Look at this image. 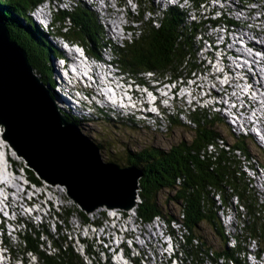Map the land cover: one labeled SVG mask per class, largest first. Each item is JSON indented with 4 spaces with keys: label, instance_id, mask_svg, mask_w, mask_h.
<instances>
[{
    "label": "trees",
    "instance_id": "1",
    "mask_svg": "<svg viewBox=\"0 0 264 264\" xmlns=\"http://www.w3.org/2000/svg\"><path fill=\"white\" fill-rule=\"evenodd\" d=\"M46 1L0 0V19L7 25L12 38L25 51L33 72L39 76L43 85L50 87L49 92L55 97L52 68L50 66L49 69L47 60L48 56H57V52L47 41L48 34L36 26L29 16L36 5ZM143 1L136 0L137 15H134V12L128 13V19L138 25L133 32L135 38L126 42L123 47L112 46V53L117 63L136 81L141 82L144 74H151L157 81L167 79L185 86L187 81L199 72L200 67L194 61L196 52L193 39L197 29H201L203 25H185L186 12L177 8H169L158 18L146 19V11L151 12L152 8L150 9L147 0ZM66 19L71 21L70 26L66 25ZM51 22L49 30L56 28L53 31H56L59 38L81 44L92 56H96L100 51L101 41L104 39L103 32L97 17L89 10L79 6L70 13L58 11L53 14ZM199 58L202 59L201 55ZM176 116L177 114L174 117H166L167 130L178 125ZM64 117L67 121L82 124L85 128H91L90 124L93 122L86 117L79 119L68 114ZM108 118L104 115L94 122L100 123L101 126L107 122L118 126L119 121ZM188 118L195 130L190 142L182 141L168 151L157 147L135 152L127 150L122 153L121 159L109 152L107 160L119 166L132 165L141 171L138 216L145 221L162 216L168 221L181 222L188 231L186 246H183L186 260L193 264H245L243 250L246 247L243 242L255 239L261 242V249L264 250V202H259L243 166L242 156L250 164L246 157V147L236 143L228 146L222 140L219 128L223 127V121L218 113L205 108L190 110ZM127 122L131 123V128L138 130L135 121L130 119L125 121V124H128ZM100 138L101 141L98 140ZM100 138L94 137L90 140L105 155L104 136ZM25 170L32 182L40 184L32 171ZM235 198L242 208L239 216L244 217L245 227L241 236H235V245L228 246L226 241L229 239L225 236L218 213L223 208L227 216V208L224 206L232 207ZM170 202L179 206L178 213L168 207ZM63 212L61 219L65 223L74 214L80 219L85 218L82 212L76 213V207L66 208ZM83 219V223H93ZM45 226L47 225H31L25 234L19 233L24 243L22 251H32L30 253H33L35 259L37 257L36 264H84L70 248L65 251L60 249L58 254L44 253L40 249V245H44L40 238L41 234H48ZM48 235L50 242L57 247V241ZM192 236L198 237L199 243L191 244ZM125 254L128 255V249ZM220 258L225 262L221 263L218 260ZM133 261L138 264V258Z\"/></svg>",
    "mask_w": 264,
    "mask_h": 264
},
{
    "label": "rangeland",
    "instance_id": "2",
    "mask_svg": "<svg viewBox=\"0 0 264 264\" xmlns=\"http://www.w3.org/2000/svg\"><path fill=\"white\" fill-rule=\"evenodd\" d=\"M143 1V0H142ZM201 1V0H199ZM110 2V3H109ZM144 2V1H143ZM237 2V1H236ZM88 3V1H87ZM91 3V2H89ZM125 3V4H123ZM145 3V2H144ZM239 3V2H237ZM42 4V3H41ZM99 4L101 6L100 12H104L102 14H107V17H103V20H98L99 25L102 29L103 35L105 31L108 32H112V31H116L117 29L114 28V24L118 25L120 24L123 29L127 30L129 27H133V30H127L128 32L123 31V38L124 40H126L127 42H131L133 40V38H135L133 36V32L136 31L135 28L138 27L137 23L132 22V20L130 21V19H128V13H130L131 11L134 12V15H137V5L135 3L132 2V0H103L102 2L99 0ZM119 4V7H118ZM186 4L188 5H194L195 3H193L190 0H187ZM49 7V9L47 8V6ZM44 6V8H37L35 11H31L29 13V15L33 18L35 17L36 19L39 18V21L44 20V24H43V31L48 34L47 35V41L49 42V44L55 49V51H58L61 56H63L62 53H64V51H67V49H71L73 51V53L75 54L76 59L78 60V62L80 63L81 67L79 69L75 68V64L68 62L67 65L65 66L64 70L65 72L69 73L70 76H68L66 78V81L71 85V90L69 91V93L71 95H73L74 97H78L81 102H84V106H79V108H81V114H85L88 115V113H90V111L88 110V102L95 100V95L94 93L91 91L92 86L89 85V83L87 82H93V89L95 88L97 90V94L99 95H103L104 99L106 100H110L113 102V98L114 99H118V100H124L127 101L131 106L130 108H128L127 110H131L135 113L134 117L132 118V121H135L136 124H138V130H135L133 128L130 127V122L128 124H125V121H130V117L128 116H116V117H110V113L107 111H102V113L104 115H107L109 120H113L112 118L116 119V121H119L118 126L115 127L114 125L112 126L111 122H107L105 124H102V126L100 125V123H95L91 128H84V126L81 124L79 125V129L81 131L82 134H85L88 139H93L95 138H100L104 136V140H103V144L105 147V155L103 154V159H108L107 154L109 152H111L112 154H115L117 159H121L122 158V153L124 151L130 150L132 152H135L137 150H141L144 148H151V147H157L161 150L164 151H168L172 146H175L179 143H181L182 141L184 142H190L193 137H194V125L192 124V122H189V118L186 115V112L188 111V109H192L193 111H195L197 109V107H199L200 109H210V110H215L218 111L220 113V115L224 116V111L221 110L220 108H218V104H223L224 106L227 105V100L224 101H217L215 103V105H212L210 107L209 102H212L213 100V95H219L222 97L225 96V98H230V100H233V102H235L238 106V109H242L244 106H248L247 103H242V101L240 100L243 96V90L240 88H244V86H246L247 88L249 87H260L263 86L264 84L260 81L259 84L254 83V81L252 82V84L247 85V83L243 82V78H240V71L237 73H234V76L238 75V79L240 80L239 82L242 83L241 84H235L232 83L231 86H241V87H236L233 88L234 90L231 93V96L233 98L230 97V94H226L223 92V89L220 87V85H218L216 83V81H209L207 80V78H212L211 75L214 74V70L211 68L208 71H204L202 69V67L199 68V72L200 73H204L203 75H199V72L197 74L194 75V80L192 81H188L187 82V88H175V86H177V84H169L166 82V79L160 80V81H156L155 77L153 78V81H151L152 83V87L151 89H144V88H140L139 85H137L136 83H134L132 80H130L129 78L127 79V81L122 82L121 79L117 78L116 79V83H111L110 85H108L106 82H109V75L111 74L105 67H101V66H95L96 69L98 70L100 77L102 78V82L103 85L99 86L96 83H94V80L92 78V74L94 71V63L91 62L90 63V57L88 56L87 53H85L84 49L82 48L81 45L74 43V42H64L62 41L61 38H59V35H56V28H52L51 30H49L48 32H46L45 29V25L47 22H49V20H52L51 18L53 17V14L58 12V11H62L65 13H70L72 12L75 8L77 7H81L85 10H88L87 7H85L83 4L79 5L76 4L73 0H59V2H57L56 0H47V4ZM145 5V4H144ZM214 0H206L203 4L198 5V11L196 12H190L186 9V16L185 17V22H188V19L191 18L192 21L199 23L202 21V19H206V17H210L213 18L212 16V6H214ZM228 5V4H225ZM239 5V4H237ZM87 6V5H86ZM157 12H155V10L152 12H147L145 13V18L146 19H155L157 18V16L160 17V11L161 9H158L156 7H154ZM168 9V8H167ZM167 9H164V11H166ZM180 11H182V9H179ZM99 11V10H98ZM129 11V12H128ZM41 12V13H40ZM111 12V13H110ZM199 13V14H198ZM197 14V15H196ZM44 16L43 18L41 16ZM110 16V17H109ZM200 16V17H199ZM257 17H259V14H256ZM101 18V17H100ZM202 18V19H201ZM104 20H107V22H105ZM155 21V20H154ZM67 26H70L71 21L69 19H66L65 21ZM156 24H158V22H156ZM205 25V23L203 24V26ZM210 29H207L206 33L209 31ZM52 32V33H51ZM121 32V31H120ZM54 33V34H53ZM206 33L204 35H200L199 39L201 41H203V45L205 47H209L210 43L208 42V40L206 39ZM105 37V36H104ZM131 38V39H130ZM198 38H194L193 39V43L194 45V50L196 52V46H199V42H196ZM198 39V40H199ZM57 41V44L56 42ZM249 45H244L245 47L248 46V49H244L243 51H255L258 52V50H256V48L254 47V45L251 44L250 40H247ZM120 45V44H119ZM120 46H123V44H121ZM105 49L102 51L104 57L107 59V61L110 62V59L115 58L114 55H110L107 52H104ZM240 52V51H239ZM245 59L248 58V55L246 54H242L240 53ZM64 56H67L66 53H64ZM47 62H48V66L50 69V66L53 64V60L54 62L58 63L60 66H62L64 64V62H62V58L58 57L56 58V56H48ZM257 59V58H256ZM51 60V63H50ZM70 61V60H69ZM194 61L195 63L198 64L199 58L197 55V52L194 55ZM207 62L210 63L211 67H217V70H221L220 66L216 63L214 58H207L205 56V66L207 65ZM112 63H116V61L114 60ZM111 63V66H112ZM236 65H239L237 62H234ZM249 65L248 61H246V65L244 66V68H246ZM227 66L230 67V65L227 63ZM75 68V69H73ZM120 73L123 75V77L126 76V74L128 73V71H126V69H123V67H118ZM230 71V70H229ZM232 73V71H230ZM77 78L78 81H75V79ZM73 79V80H71ZM225 79H229L232 80V78H227L225 76ZM236 79V77H235ZM113 82V81H112ZM44 87L47 88L48 93L50 94V96L52 97L53 103H55L56 108L57 104L56 102L58 101L57 98H55L54 100V96L49 92L50 87L47 85H43ZM55 86V83L53 82V87ZM76 89V90H75ZM80 89V90H79ZM105 89L107 91V93L105 92ZM176 90V91H175ZM242 91V92H241ZM55 94L59 97H63L60 92H59V88L55 87L54 90ZM208 92V93H207ZM193 93V96H191L190 94ZM263 94V93H262ZM146 97V98H145ZM64 98V97H63ZM264 98V96H263ZM65 100V99H64ZM145 100V101H144ZM56 101V102H55ZM239 101V103L237 102ZM100 102V101H99ZM154 104L155 106L158 105L159 109L157 108H146V106H150ZM241 104V105H239ZM173 106L176 108L174 109ZM260 106L264 107L263 104H260ZM164 109V113H162V111H160L161 109ZM62 109L63 108H59ZM72 110H68V114L77 117V111L74 108H71ZM122 109V108H121ZM180 110L178 113V115L176 116V118L178 119L179 123L178 125H175L173 128H171L170 130H166V120L164 122L165 127L162 126V124L160 126H158L157 128V132H155L154 126L155 123L157 124V121H160L161 123H163L162 119H164L165 117H168L170 115H173L174 117V113L175 111ZM255 111V110H254ZM254 111H250V112H254ZM59 112V111H58ZM63 113L67 114V112L62 111ZM122 112H128L122 109ZM80 113V112H78ZM59 114H61V112H59ZM127 115H130L129 112L126 113ZM141 114L143 115H149L150 117H152L153 119L148 122H142L140 116ZM185 114V115H184ZM62 115V114H61ZM246 117L248 118V115H246ZM251 119L248 118L247 121H250ZM239 122V118L237 120ZM69 122V121H68ZM246 122V121H245ZM191 125V126H190ZM238 124H233L229 121V119L227 117H225V119H223V127L219 128V133L223 136H225V143H227V145L231 144H238V145H243L246 147V150H249V153H252V158L250 160V163L255 165L257 162H264V158L263 155L262 157H260L259 153L257 152L256 149V145L255 143H251L250 142V135H246L245 140H243L242 142L238 141V139H236V137L238 136H243V132L244 130H242L241 125H238L239 129L234 128L233 126H236ZM157 127V126H156ZM4 127L2 125H0V133L2 135V129ZM145 129H149V131L145 130ZM167 131V132H166ZM102 138L98 139L99 141H101ZM7 145L8 149L11 151V157H15L16 153L15 151L9 146L7 141H3V139L0 136V146L3 145ZM106 143V144H105ZM255 152V154H254ZM6 153H8V151H5L4 155H6ZM257 153V154H256ZM9 155V153H8ZM15 155V156H14ZM18 156H16L17 158ZM8 160L11 159L9 156H7ZM250 158V157H248ZM17 159L18 162L21 163L23 169H28L30 170L26 165H25V161L18 157ZM243 159H245L243 157ZM13 161H15L14 159H11ZM24 161V162H23ZM3 161L0 159V208L1 209H6L8 205L11 206H20V199L22 198L23 194L22 193V187L20 185H16V184H10L12 187V191H8L7 193H4V195H1L2 189L6 188L7 184L4 182L5 179H8L6 177V174L3 171L2 168V164ZM246 163H248L246 161ZM5 169L6 166H5ZM12 169L16 170L12 164ZM31 171V170H30ZM257 173L261 172V169H257L256 170ZM25 173V170H24ZM27 174V173H26ZM21 175H23V173H21ZM260 179L257 178L256 181V188H259V183L263 182L264 183V178L263 180L259 181ZM255 183V182H254ZM42 187H40L39 191H43L45 193V202L47 203L48 201H52V203H58V196L61 198V207L62 210L66 209V208H73L76 207L73 205V200H67L66 197L68 196L66 193V188H61V185H50L47 184L45 182H43V185H41ZM56 187H58V191L61 192L62 195L58 194L55 189ZM28 192H31V189L28 190ZM29 195H31L30 193H28ZM69 197V196H68ZM70 198V197H69ZM23 199V198H22ZM39 198H35L34 201H38ZM136 205L131 208V209H135L137 212V206L139 204V195L138 198L135 200ZM7 205V206H6ZM168 207H170V209L172 211H177L178 213V209L179 206L176 205L173 202H170L167 204ZM234 206V204H233ZM232 206V207H233ZM167 206L164 204V208H166ZM20 208L22 209V207L20 206ZM101 207L97 208L96 211H101ZM95 211V210H94ZM14 213V212H13ZM110 213V212H108ZM46 215V220L50 217L54 218V222L56 221V211L54 208H50V215H49V211L48 210H44L41 209V207L36 206V204H34L33 206H30L29 209L27 210V215L33 217V219L36 220L37 216L39 217H43L41 215ZM138 214V212H137ZM110 215V214H108ZM232 215V219L230 218H226L227 221L226 223L223 222V227L226 229L225 232L230 233L231 229H229L227 227V225L229 226V224H231L233 222V218H234V214ZM71 220H69L68 223L65 226L69 227V230H73L75 231V227L76 225L79 223V218L76 217L75 215H71L70 216ZM156 217V216H155ZM154 218V217H153ZM153 218L148 219L149 221H151ZM62 220V219H61ZM114 224L116 225V228L119 226L120 229H122L123 231L126 232L127 227L132 229L136 227V222H134L132 224V221H127V220H122L121 218H117V220L113 221ZM44 223V222H43ZM175 223V222H172ZM84 224V223H83ZM113 225V224H112ZM17 227V232L18 233H24V230L20 229V226H16ZM152 227H147L146 229L148 231H154V229H151ZM156 229V228H155ZM28 230V229H27ZM140 234L143 232L142 230H144L143 228H140ZM206 233V232H205ZM106 235V236H105ZM113 231L110 230L109 228L102 233V237L98 236L99 239L102 240V238H104V240L99 244V248L97 250L98 252V258L101 261H104V259L102 258V251H105L106 249L104 248L106 244L108 247L110 246H115L119 253H121L120 250V244L119 241H125L127 236H118L119 238L117 239V243H114V236H113ZM88 238H92V233L88 234ZM113 236V237H112ZM7 237V236H6ZM157 237H159V233L157 235ZM211 238V237H209ZM12 239L15 241V243L17 242L16 237H12ZM43 240V236L41 234V238ZM62 239V238H61ZM95 240H97L95 238ZM206 240L208 241V237L206 236ZM44 242V241H43ZM191 242L194 244L199 243V238H196L194 236H192L191 238ZM47 245L49 246V244L47 243ZM62 245V242L60 244V246ZM46 246V243L44 242V245H40V249L44 252L47 253L48 250L44 249V247ZM15 253H18V255L23 256L24 252L19 250V245L15 244L14 246H12ZM23 248V247H21ZM249 252L252 251L253 252V248L249 247L248 248ZM74 252V251H73ZM96 252V253H97ZM75 253V252H74ZM17 255V256H18ZM97 255V254H96ZM187 256V255H186ZM25 259L29 260L30 264H32V257L29 254H25L23 256ZM251 256L250 255H246L245 259L247 262H249V264H252L253 260L251 261ZM221 260H223V262H225V260L223 258H220ZM82 261V260H81ZM105 262L108 263H102V264H114L112 262V260L110 258H107L105 260ZM83 263V262H82ZM191 264H193L191 262Z\"/></svg>",
    "mask_w": 264,
    "mask_h": 264
},
{
    "label": "water",
    "instance_id": "3",
    "mask_svg": "<svg viewBox=\"0 0 264 264\" xmlns=\"http://www.w3.org/2000/svg\"><path fill=\"white\" fill-rule=\"evenodd\" d=\"M2 139L43 182L63 185L85 213L133 208L141 171L103 159L79 126L59 114L23 48L0 19Z\"/></svg>",
    "mask_w": 264,
    "mask_h": 264
},
{
    "label": "built area",
    "instance_id": "4",
    "mask_svg": "<svg viewBox=\"0 0 264 264\" xmlns=\"http://www.w3.org/2000/svg\"><path fill=\"white\" fill-rule=\"evenodd\" d=\"M120 44V43H119ZM193 111L192 109H190ZM188 110L186 115L188 117ZM185 115V114H184ZM166 117L162 119L163 123L160 121L155 124L154 131L157 130L158 126L162 124L165 127ZM166 130H167V122H166ZM157 132V131H156ZM167 132V131H166ZM262 157V155H259ZM244 169L247 170L249 175V181L251 187L254 188L255 195L259 198V202H264V183H259V188H256V179L259 178L263 180L264 172L262 174H255L253 170L249 169V164L246 163V160H243V156L241 157ZM262 162V161H261ZM255 182V183H254ZM59 185V184H58ZM61 188H65L61 185ZM219 200V198H218ZM220 203V200H219ZM48 204V203H47ZM73 205L76 206V213L82 212L85 218H81L83 220L92 221L95 223H104V230H107V220L113 218H121L126 217V215H133L136 218V228L132 230L123 231L119 228H109L113 231L114 243H116V238L118 236H128L130 239V246H120L121 253H119L118 249L115 246L108 247L105 245V251H102V258L104 261H101L98 258V246L103 241L96 238H84L80 237V232H73V230H69V227L64 226L63 222H61V215H63V210L61 207V198L58 196V203H53V208L55 209L56 221L50 227V229L45 226L51 233V237L57 241V247H54L50 242L49 237H43V241L47 238V243L44 249L48 250L49 254H58L59 250L65 251L67 249H72L75 254L82 260L84 264H102L108 263L105 262L107 258H110L114 264H135L133 259L138 258V264H191L190 260H186V253L183 250V246H186V238L188 235V231L181 225V222L168 223L166 221L161 220V216H159V223H162V230H159V237L149 238V243L144 245H133V238L140 237V228L144 229V223L150 222L149 220H143L140 218L135 209H130L128 211H123L120 209H106L103 208L101 211H93L91 213H85L81 210V208L73 201ZM135 208V207H134ZM227 214H234V223H238V231L237 236L242 235V229L245 227L244 217L239 216V212L242 210L240 205L238 204L237 199L235 198V203L233 207H226ZM110 212V213H108ZM16 214V211H15ZM110 214V215H108ZM112 236V237H113ZM62 238V239H61ZM198 238V237H196ZM235 239V236H234ZM62 242V245L60 246ZM261 243V242H260ZM255 239L248 240L247 243L243 242L245 250H243L246 255H250L252 264H264V250L261 249V244ZM235 245V241H234ZM263 245V244H262ZM253 248V252L248 250V248ZM128 249V255L126 256L125 250ZM97 252V253H96ZM257 253L259 255L257 256ZM97 254V255H96ZM15 255V256H13ZM15 253L14 249H2L0 252V264H24V257ZM244 256V259H245ZM185 260L187 261L185 263ZM221 263L223 260L218 259ZM37 263V257L35 259V264ZM232 264V263H231Z\"/></svg>",
    "mask_w": 264,
    "mask_h": 264
},
{
    "label": "bare ground",
    "instance_id": "5",
    "mask_svg": "<svg viewBox=\"0 0 264 264\" xmlns=\"http://www.w3.org/2000/svg\"><path fill=\"white\" fill-rule=\"evenodd\" d=\"M73 1L77 4L81 3V2H77V0H73ZM179 1H181V4L183 5L184 0H179ZM165 4H166L165 1L157 2V5L159 7H162V8L165 6ZM225 4H228V5H225ZM193 7H195V6H193ZM197 7H198V5H197ZM215 11H217L218 13H225V15H224L225 21H224L223 28H224V30H226L223 34H221L218 32L217 27L212 28V32L217 39V43H216V46L214 49L216 51H219L222 53L221 54L222 59L220 60V62L224 67V70H222L221 72L217 71V69L215 67L212 68L215 72V75L229 73L230 75L234 76V73H236V72L238 73L240 71L239 77L243 78V82L247 83V85L252 84L253 81L256 84L257 83L259 84L260 81L264 84V80H263V78H264V46L263 45H264V43H261L260 46L254 45V47L256 48V50H258L260 55H256V53H254L253 51L244 52L243 51L244 49H248V46L247 47L244 46V45H249L247 40H250L251 44L253 45L252 39L250 38V34L252 33V31L249 29H243V30L239 29L243 26V24L246 20L253 19V14L251 12L248 14L245 7L244 8L239 7L232 0H220V2L215 7ZM240 16H242L240 23L236 24V25L233 24L231 27H229L230 19L233 18V20L236 22L240 18ZM210 24L214 25L213 22H211ZM55 42L57 44V41H55ZM201 43H202V41L200 40L199 46L197 48V51H198L197 55L198 56L201 55V57L203 59V57L206 53V49L203 46H201ZM240 53L248 55V58L245 59ZM234 61L239 63L238 68L235 67V65L233 63ZM246 61H248L249 65L246 68H244V66L246 65ZM50 62H51V60H50ZM227 63L230 65V67L227 66ZM51 68H52L51 75L53 77L52 80H54L53 82L55 83V87L59 88L60 94L64 97V98L59 97L54 93L55 94L54 100H55V98L58 99L57 102L55 101L57 104V107L63 108L64 112H66L68 110H72L71 108H74L75 110H78L76 113L80 114L81 111L78 109V107L81 105L82 102L80 100L76 99L73 95H71L69 93L71 88H70L68 82L66 81V78L68 77L69 73L63 71L61 66L58 63L54 62V60H53V64L51 65ZM229 70L232 71V73ZM94 79H95L96 83L101 84V77H100L99 73H97V72L95 73ZM111 80H113V77H111ZM245 88H246V92H243V96L240 100L242 101L241 104H243L245 102V103H248L249 106L243 107V108H245L249 112L255 110L254 112L256 113V115L259 116L260 121L263 120L264 119V107L260 106V104L264 105V98H263L264 95L262 94V93H264V87L260 86L257 88L254 86V87H249V88L245 87ZM228 90L232 92L234 89H233V87H230ZM229 94H230V97L233 98L231 96V93H229ZM216 98L221 99V97H215V99ZM222 98H224V97L222 96ZM256 98H259V100H256ZM98 101L101 102V99H98ZM238 103H239V101H238ZM78 112H80V113H78ZM86 118L93 120V125L95 124V122H94L95 115L94 114L90 113V114L86 115ZM140 118H141L142 122H145V123H148L152 120V117H150L149 115H141ZM84 128H85V126H84ZM243 160H245V159H243ZM258 168L261 169L260 173H257V171H256ZM249 169L253 170V173H255V174H262V172H264V162H257L255 165L250 163ZM57 188L58 187H56L55 191L58 194L62 195L61 192L58 191ZM66 199L68 201L72 200L68 196L66 197ZM74 215L79 218V216L77 214H74ZM218 216L221 220V223H223V222L226 223L227 220H225V218L228 219L231 217V219H232L231 214H227V216H225L223 208H221V211H220V213H218ZM3 218H5V216ZM70 218L71 217H69L68 220L66 221L67 223L69 222V220H71ZM121 219L123 221L127 220L128 222L132 221V224L134 222H136V218L133 215H126V217H121ZM114 220H117V218L107 220V228H116V225L113 222ZM161 220L166 221L168 223H172V221H168L166 218H163L162 216H161ZM233 221H234V218H233ZM61 222H63L64 226L66 225V224H64L63 220H61ZM44 224H46V223H44ZM48 226H50V225L48 224ZM147 227H152L151 229H154L155 232L148 231L146 229ZM227 227L229 229H231V232L230 233L225 232L226 238L228 237V239H229L226 241V244L228 246H233L234 245V236L237 235V231H238V223L232 222L231 224H229V226L227 225ZM117 228H119V226ZM75 229L76 230L73 232H80V237H84V238H88L89 233H92V238H99L98 236L102 237V233L106 231V230H104V223L96 224V229H95V223L88 222V223L83 224V222L81 221L80 218H79V223L76 225ZM132 229L127 227L126 230H132ZM159 230H162V223H159V216H156L150 222L144 223V230H142L143 232L140 234V237L133 238V245L148 244L149 238H156L158 233H159ZM225 230L226 229L224 228V231ZM118 238L119 237L116 238V243H117ZM103 240H104V238H103ZM119 244H120L119 246H130V239H128V236H127L125 241L120 240ZM191 244H193V243H191ZM25 254H29L32 257L31 262H32V264H34L35 263V256L33 255V253L28 252ZM25 254H23V256ZM23 256H21V257H23ZM24 264H30L29 260L24 258ZM246 264H249V263H246Z\"/></svg>",
    "mask_w": 264,
    "mask_h": 264
}]
</instances>
